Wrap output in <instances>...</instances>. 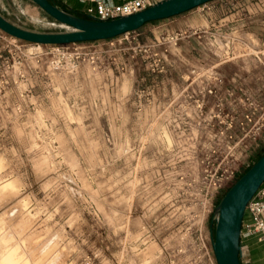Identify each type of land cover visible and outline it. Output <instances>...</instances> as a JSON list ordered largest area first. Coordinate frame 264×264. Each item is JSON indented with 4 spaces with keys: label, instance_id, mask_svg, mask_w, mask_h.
I'll return each mask as SVG.
<instances>
[{
    "label": "rangeland",
    "instance_id": "374dc122",
    "mask_svg": "<svg viewBox=\"0 0 264 264\" xmlns=\"http://www.w3.org/2000/svg\"><path fill=\"white\" fill-rule=\"evenodd\" d=\"M0 11L34 30L70 29L31 0H0ZM206 11L187 12L199 23L64 46L0 29V185L18 191L0 203V264L12 251L29 264H211L202 161L219 125L188 105L219 83L223 43ZM242 37L235 56L256 54Z\"/></svg>",
    "mask_w": 264,
    "mask_h": 264
},
{
    "label": "water",
    "instance_id": "95a60500",
    "mask_svg": "<svg viewBox=\"0 0 264 264\" xmlns=\"http://www.w3.org/2000/svg\"><path fill=\"white\" fill-rule=\"evenodd\" d=\"M64 31H39L19 25L0 11V29L10 36L39 45H67L111 40L145 25L171 18L215 0H163L137 13L101 19L61 7L55 0H31ZM264 183V154L222 195L211 218V239L217 264H242L241 234L246 208Z\"/></svg>",
    "mask_w": 264,
    "mask_h": 264
},
{
    "label": "built area",
    "instance_id": "2783aa9c",
    "mask_svg": "<svg viewBox=\"0 0 264 264\" xmlns=\"http://www.w3.org/2000/svg\"><path fill=\"white\" fill-rule=\"evenodd\" d=\"M78 1L91 3L82 13L107 19L137 13L163 0H123L121 3H116L112 0ZM207 5L208 3L202 7H207ZM131 33L129 32L124 35L128 36ZM228 49H230V46H228ZM228 55V57H234L232 51H228ZM192 73L195 74L196 71ZM218 82L217 84L208 83L202 87L201 93L203 98L201 100H195V95H191V101L188 102V105H193V102L196 101L203 110L208 108V115L212 118V122L219 125L218 132L215 135L218 139V148L208 149L205 159L202 161L205 165L202 183L205 185V195L209 199L208 202L210 204L208 213L214 212L211 203L215 199H218L237 180L242 170L241 158L236 155L238 147H244L245 152L250 154L252 149L256 150L264 146V105L252 99L249 95L244 94L242 101L246 106V111L238 118L226 106L227 101L220 92V77H218ZM212 96L217 97V100L212 105H209L207 98ZM228 96L235 97L231 89L228 90ZM236 125L239 126L242 134L237 141L233 142L231 140L234 138L233 129ZM242 153L244 152L242 151ZM199 230L204 256L210 260L211 264H216L214 251L207 246L205 237L203 236V227ZM210 231L209 238L211 239ZM250 237H257L259 241L264 243V183L251 199L245 211L241 239Z\"/></svg>",
    "mask_w": 264,
    "mask_h": 264
},
{
    "label": "crops",
    "instance_id": "0c3cea01",
    "mask_svg": "<svg viewBox=\"0 0 264 264\" xmlns=\"http://www.w3.org/2000/svg\"><path fill=\"white\" fill-rule=\"evenodd\" d=\"M55 1L80 12L85 11L91 5V3H82L78 0ZM112 1L123 2V0ZM212 3L211 5L209 2L207 7L203 8L208 9L203 15V20L206 23H218L219 40L223 43V47L222 45L219 47L218 63L221 79L220 92L227 101L228 110L239 118L246 111V106L242 101L244 94L264 105V0H217ZM198 16L187 15L186 12L154 23H199ZM243 34L250 35L251 39L256 42L254 45L258 49L256 54L243 53L235 56L234 43L236 41L242 44L249 43L242 37ZM228 46L234 57H228V51L231 52ZM232 64L239 67L233 69L230 67ZM229 89L234 92L235 97L228 96ZM241 134L239 126L236 125L233 129L234 138L231 141H237ZM260 149H264V146ZM241 151L245 152V148L241 147ZM241 247L242 264H264V243L257 237L242 238Z\"/></svg>",
    "mask_w": 264,
    "mask_h": 264
},
{
    "label": "bare ground",
    "instance_id": "6f19581e",
    "mask_svg": "<svg viewBox=\"0 0 264 264\" xmlns=\"http://www.w3.org/2000/svg\"><path fill=\"white\" fill-rule=\"evenodd\" d=\"M18 191H17V188L14 184L13 181L9 180L3 184L0 185V203L7 197L10 195H14L16 194ZM15 196V195H14ZM13 198V197H12ZM7 199V198H6ZM5 201V200H4ZM25 205L24 201L20 200V204L19 206L20 207H23ZM19 206L16 205V207L19 208ZM15 208V207H14ZM17 208V209H18ZM21 209V208H19ZM18 212V211H17ZM12 214V213H11ZM22 220V219H21ZM19 223V222H18ZM8 255V254H7ZM7 257V256H6ZM25 261L22 260L21 261H18L17 258H16V254L14 251H12L9 255V257L5 260H3L2 264H29L28 262H25Z\"/></svg>",
    "mask_w": 264,
    "mask_h": 264
},
{
    "label": "trees",
    "instance_id": "16d2710c",
    "mask_svg": "<svg viewBox=\"0 0 264 264\" xmlns=\"http://www.w3.org/2000/svg\"><path fill=\"white\" fill-rule=\"evenodd\" d=\"M57 2V1H56ZM58 3V2H57ZM61 7H64V8H66V9H69V10H72V11H74V12H77V13H79V14H83L82 12H80V11H77V10H74V9H72V8H69V7H67L66 5H63V4H61V3H58ZM152 23H154V22H152ZM264 154V149H257V150H255V151H251L250 152V154H249V159L250 160H252V163L251 164H249L248 166H244V167H242V170H241V172L239 173V175H238V178L240 177V176H242L255 162H257L260 158H261V156ZM237 178V179H238ZM218 200H220V197H219V199Z\"/></svg>",
    "mask_w": 264,
    "mask_h": 264
}]
</instances>
